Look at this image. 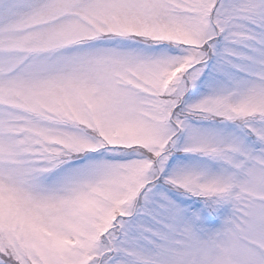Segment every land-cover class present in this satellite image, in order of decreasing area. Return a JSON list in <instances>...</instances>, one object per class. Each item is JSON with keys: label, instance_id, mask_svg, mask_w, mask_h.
Returning a JSON list of instances; mask_svg holds the SVG:
<instances>
[{"label": "snow or ice", "instance_id": "snow-or-ice-1", "mask_svg": "<svg viewBox=\"0 0 264 264\" xmlns=\"http://www.w3.org/2000/svg\"><path fill=\"white\" fill-rule=\"evenodd\" d=\"M0 264H264V0H0Z\"/></svg>", "mask_w": 264, "mask_h": 264}]
</instances>
